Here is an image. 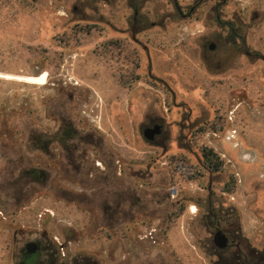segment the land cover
I'll list each match as a JSON object with an SVG mask.
<instances>
[{"label": "rangeland", "instance_id": "obj_1", "mask_svg": "<svg viewBox=\"0 0 264 264\" xmlns=\"http://www.w3.org/2000/svg\"><path fill=\"white\" fill-rule=\"evenodd\" d=\"M195 3L189 17L177 11ZM108 40L116 50L101 47ZM135 63L140 80L119 87ZM0 75L46 79L0 77V172L33 170L37 138L68 122L102 141L105 184L92 192L46 174L40 185L9 186L0 264H16L34 238L57 250L44 264H211L196 220L208 203L244 231L260 225L264 0H0ZM153 123L162 134L149 142L142 132ZM202 148L219 156L218 171L206 169ZM117 202L120 222L101 229V206Z\"/></svg>", "mask_w": 264, "mask_h": 264}, {"label": "flooded vegetation", "instance_id": "obj_2", "mask_svg": "<svg viewBox=\"0 0 264 264\" xmlns=\"http://www.w3.org/2000/svg\"><path fill=\"white\" fill-rule=\"evenodd\" d=\"M221 2L224 3L225 0H221ZM198 4L199 3L191 5L189 9L184 12H182L177 5V11L181 16L189 17L195 12ZM215 6V8H217L218 2ZM137 14L138 11L135 9L133 16H137ZM140 30H142V28ZM139 31H137V33ZM134 37L135 36H133V38ZM134 42L136 45H139L137 40ZM141 49L143 52H146L148 58L147 46L142 45ZM155 127H159L160 131L158 135L162 134L160 123H153L146 128ZM57 130L54 137L49 138V140H43L40 136L35 141L34 149L36 156L35 167L33 170L30 172L21 171L16 175L14 172L9 174L7 168L2 167L0 172L1 200H7L9 196V186L22 188L24 186L23 181L25 178L40 185L42 181L40 177L46 174L51 176L52 183L58 177H62L67 183L83 186L84 188H91L92 192L104 187V173L98 171L99 164H104L103 143L102 141H99V137L94 134H91L90 136H80L68 122H62ZM57 134H62L63 138H57ZM231 138V136L227 138L229 142L231 141ZM154 139L152 141H154ZM52 145H54V148L50 151ZM4 155V158L1 156V160L3 166H6V153ZM43 157L48 158V162H46ZM107 169H109V166ZM118 176L119 173L117 174L116 172H113V184L116 186L119 184ZM9 177H11V181ZM208 192H211L210 187L208 188ZM119 201L120 200L118 199V202ZM259 201L261 204L256 208L258 214H261V216L257 217L256 220H252V222L260 225L252 232L249 230L244 231L245 229L236 221V217L233 218L231 215H223L221 210L215 211L211 203H208L204 212L201 210L199 211L198 215H196V220L203 224V226H201L202 230L208 236V238L206 237L207 239L204 243V247L208 256L213 259L211 264H264V199H260ZM15 202L19 203L20 199L16 198ZM118 202L116 206H113L112 208L101 206L102 220H99L101 223V229L109 230L115 228L116 223L120 222L121 213ZM217 232L222 233L226 238V246L224 248H218L214 243L213 238ZM71 234L74 236L73 233ZM39 240V238H34L31 241L23 242L22 246L18 248L16 253V264H44L41 260L42 255L46 256L49 254V256H54V254H56L57 250L54 247L53 242L49 241L46 245H42ZM29 244H32V251L28 250ZM65 248L66 246L62 245L59 249L64 250ZM58 264L73 263L71 261H62ZM84 264H102V262L94 260L91 257H86Z\"/></svg>", "mask_w": 264, "mask_h": 264}, {"label": "trees", "instance_id": "obj_3", "mask_svg": "<svg viewBox=\"0 0 264 264\" xmlns=\"http://www.w3.org/2000/svg\"><path fill=\"white\" fill-rule=\"evenodd\" d=\"M18 2L25 6V3H27V0H18ZM88 28V32H89ZM118 42L115 40H108L104 42L101 47L107 51V49L116 50L117 49ZM98 53V49L95 51ZM138 68V64L135 63L133 68L127 73L120 75L118 77V85L119 87L123 89H129L131 88L134 83L138 82L140 80V76L135 73V70ZM203 132V131H202ZM201 156L203 159V164L206 167V169L211 170L212 172H216L219 170L222 162L219 159V156L215 154L211 149L202 148L201 150ZM227 188V185L226 187ZM181 210V209H180Z\"/></svg>", "mask_w": 264, "mask_h": 264}, {"label": "water", "instance_id": "obj_4", "mask_svg": "<svg viewBox=\"0 0 264 264\" xmlns=\"http://www.w3.org/2000/svg\"><path fill=\"white\" fill-rule=\"evenodd\" d=\"M209 48L212 49L213 46L211 45ZM159 131H160L159 130V127L146 128L145 130H143L142 135H143V137H144L145 140H147V141L150 142V141H152L154 139V137L156 135L159 134ZM213 239H214L215 245L218 248H224L226 246V238L224 237V235L222 233H220V232L215 233ZM31 246H32V244H29L28 245V248H29L28 250L29 251H32L33 250V249H31Z\"/></svg>", "mask_w": 264, "mask_h": 264}, {"label": "bare ground", "instance_id": "obj_5", "mask_svg": "<svg viewBox=\"0 0 264 264\" xmlns=\"http://www.w3.org/2000/svg\"><path fill=\"white\" fill-rule=\"evenodd\" d=\"M0 77L2 78H5V79H18V80H23L27 83H38V84H45V76H42V77H27V78H15V77H12L10 75H0ZM41 86V85H40Z\"/></svg>", "mask_w": 264, "mask_h": 264}, {"label": "built area", "instance_id": "obj_6", "mask_svg": "<svg viewBox=\"0 0 264 264\" xmlns=\"http://www.w3.org/2000/svg\"><path fill=\"white\" fill-rule=\"evenodd\" d=\"M209 170V169H208Z\"/></svg>", "mask_w": 264, "mask_h": 264}]
</instances>
